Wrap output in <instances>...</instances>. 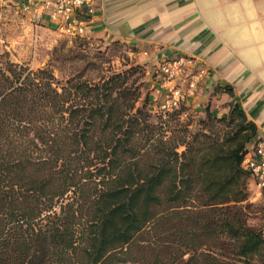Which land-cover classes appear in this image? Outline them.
<instances>
[{
	"label": "trees",
	"instance_id": "obj_1",
	"mask_svg": "<svg viewBox=\"0 0 264 264\" xmlns=\"http://www.w3.org/2000/svg\"><path fill=\"white\" fill-rule=\"evenodd\" d=\"M86 69L0 67V264H264L240 105L174 134L185 108L154 111L142 67Z\"/></svg>",
	"mask_w": 264,
	"mask_h": 264
},
{
	"label": "crops",
	"instance_id": "obj_2",
	"mask_svg": "<svg viewBox=\"0 0 264 264\" xmlns=\"http://www.w3.org/2000/svg\"><path fill=\"white\" fill-rule=\"evenodd\" d=\"M15 1L38 31L63 33L44 0L30 12ZM84 37L137 48L148 84L165 58H196L209 75L188 107L226 118L237 103L264 140V0H97Z\"/></svg>",
	"mask_w": 264,
	"mask_h": 264
},
{
	"label": "rangeland",
	"instance_id": "obj_3",
	"mask_svg": "<svg viewBox=\"0 0 264 264\" xmlns=\"http://www.w3.org/2000/svg\"><path fill=\"white\" fill-rule=\"evenodd\" d=\"M54 24L57 26L58 21ZM137 52V48L122 43H107L59 31H38L15 0H0V67L8 60L28 65L34 70L50 67L59 80H66L71 74L87 68L84 73L86 78L96 81L100 76L140 66L146 71L142 89L145 97L148 93L147 66L137 63ZM206 116L197 114L189 107L185 108L181 126L174 134L187 132L190 135L192 132L204 131ZM188 138L192 140V136ZM183 149L180 148L181 151ZM249 191L250 197L243 203L247 222L264 231V195L252 189L251 180Z\"/></svg>",
	"mask_w": 264,
	"mask_h": 264
},
{
	"label": "built area",
	"instance_id": "obj_4",
	"mask_svg": "<svg viewBox=\"0 0 264 264\" xmlns=\"http://www.w3.org/2000/svg\"><path fill=\"white\" fill-rule=\"evenodd\" d=\"M97 0H44L45 8H52L51 19L58 21L60 30L71 36H84L87 24L95 13ZM40 0H26L24 12L31 8L40 11ZM158 77L148 84L153 95V110L165 116L181 108H187L200 86L209 75V69L194 57L179 55L160 62ZM156 75V76H157ZM243 166L250 173L257 187L264 192V140L250 146Z\"/></svg>",
	"mask_w": 264,
	"mask_h": 264
}]
</instances>
